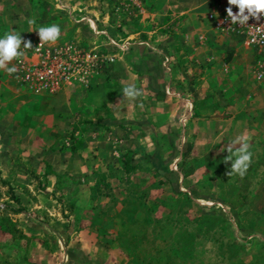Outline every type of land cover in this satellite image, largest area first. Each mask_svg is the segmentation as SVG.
<instances>
[{
    "label": "crops",
    "instance_id": "1",
    "mask_svg": "<svg viewBox=\"0 0 264 264\" xmlns=\"http://www.w3.org/2000/svg\"><path fill=\"white\" fill-rule=\"evenodd\" d=\"M228 5L223 0H0L4 32L25 41L38 36L39 27L56 24L61 29L56 42L73 40L101 50H113L109 40L127 45L118 51L110 76L95 74L87 88L65 87L44 99L20 84V90L12 89L13 98L4 93L26 109L13 119L0 109V178L16 184L20 163L31 167L37 182L28 185L30 190L13 188L11 199H5L17 214V227L34 245L26 253L24 248V256L9 254L10 236L1 227L0 264H104L98 226L83 214L92 207L94 185L102 177L126 175L127 165L132 176L141 167L161 171L201 132L200 73L219 64L221 49H227L208 14L225 15ZM235 56L234 48L227 63L232 68ZM5 75L10 86L15 84L4 70ZM128 84L144 95L125 98L121 90ZM253 129L256 125L241 132L247 136ZM204 132L209 143L216 136L212 128ZM254 189L247 196L236 193L241 195V222L253 227L248 217L253 214L264 228V176ZM23 213L30 214L28 220ZM8 219L7 207L1 221Z\"/></svg>",
    "mask_w": 264,
    "mask_h": 264
},
{
    "label": "rangeland",
    "instance_id": "2",
    "mask_svg": "<svg viewBox=\"0 0 264 264\" xmlns=\"http://www.w3.org/2000/svg\"><path fill=\"white\" fill-rule=\"evenodd\" d=\"M223 1L228 3V0ZM227 7L235 10L238 6ZM221 35V41L227 49H221L224 54L219 64L200 73L197 108L201 132L197 137L196 133L193 134L191 141L189 138L183 157H178L161 171L159 167L150 170L141 167L136 174L132 173L133 176L129 175L131 167L123 166L127 174L121 172L118 178L107 179L98 187L99 193L92 199V207L83 213L87 218L95 215L103 218L107 215L103 225L97 227L100 246L107 255L102 263L237 264L234 261L237 257L246 264L264 263V245L253 239H264V228L257 225L253 214L248 217L254 219V226H243V214L239 212V198L243 192L245 196L247 192L251 194L260 182V176H264V86L255 81L253 75L251 59L256 54L255 49H247L241 36ZM39 38V35L31 36L27 41L34 42ZM234 48L235 68H232L227 63ZM228 52H231L229 58ZM9 83L12 84L11 78L4 76V70L0 69V109L7 113L6 119L11 116L13 119L23 104L15 99H6L4 93L13 98L16 93L12 89H21L15 80V84L10 86ZM57 93L36 95L35 98L44 99ZM232 115L234 119L230 123L224 120ZM255 125L257 129L247 134L252 159L246 174L243 177L235 174L229 176L227 173L231 162H224V158L229 155L227 146L242 134L244 127ZM208 127L216 131L210 143L204 132L206 129L208 131ZM193 137L196 139L194 144ZM238 147L239 144L233 145V149ZM15 167L22 173L19 175L20 180L15 179L16 184L0 178V229L2 227L9 233V254L24 256V248L26 253V249L34 243L30 236L24 235L17 227V214L14 215V209L9 207L5 199H11L13 188H28L30 183L37 182V178L31 167L20 163ZM146 198L150 200V205ZM231 201L232 205L237 204L238 207L231 206ZM137 206L140 211L135 212L133 217L131 212L130 218L120 212L124 208L132 211ZM7 207L9 219L7 222L1 221L5 218ZM75 212L73 219L78 223L81 214L78 210ZM29 215L23 213L22 217L28 220ZM229 256H234L233 260L229 261ZM254 256L260 258L259 263Z\"/></svg>",
    "mask_w": 264,
    "mask_h": 264
},
{
    "label": "built area",
    "instance_id": "3",
    "mask_svg": "<svg viewBox=\"0 0 264 264\" xmlns=\"http://www.w3.org/2000/svg\"><path fill=\"white\" fill-rule=\"evenodd\" d=\"M208 19L218 32L237 34L247 48L255 49L253 75L255 81L264 86V13L259 20L250 17L244 25L232 24L227 14L211 12ZM109 41L113 50L84 46L73 40L40 44V39H37L31 48L24 49L21 45V50L28 51V54L12 60L11 67L15 66L17 71L11 76L34 96L52 95L68 86L87 88L95 74L110 72L118 51L127 50L125 43Z\"/></svg>",
    "mask_w": 264,
    "mask_h": 264
},
{
    "label": "clouds",
    "instance_id": "4",
    "mask_svg": "<svg viewBox=\"0 0 264 264\" xmlns=\"http://www.w3.org/2000/svg\"><path fill=\"white\" fill-rule=\"evenodd\" d=\"M228 2L230 5L238 6L239 9L238 13H234L232 7L227 8V16L231 19L232 24L239 23L244 25L250 17H255L259 20L261 13H264V0H228ZM29 23H32V21H29ZM37 30L41 41L40 44L45 42L55 43L61 35V29L56 24L42 26ZM22 44L24 49L32 47L30 40L25 41L17 33L5 32L0 37V69L5 70L9 75L16 72L17 69L15 66L8 67V63L13 59H20L25 56V52L21 50ZM121 91L123 96L129 100H136L144 95L143 90L135 84H128ZM236 144H239L240 147L233 149V145ZM249 148V138L244 134L237 136L227 146L229 155L224 158V162L226 164L231 162L230 170L227 173L229 176L235 174L243 177L246 174L252 159V152Z\"/></svg>",
    "mask_w": 264,
    "mask_h": 264
},
{
    "label": "trees",
    "instance_id": "5",
    "mask_svg": "<svg viewBox=\"0 0 264 264\" xmlns=\"http://www.w3.org/2000/svg\"><path fill=\"white\" fill-rule=\"evenodd\" d=\"M5 31V28H4V25H1L0 24V32H1V37L4 35V32ZM110 73V72H109ZM108 73V75L110 76V74ZM108 75H106V76H108ZM108 76V77H109ZM107 181V177H102L100 180H98L96 183H95V185H94V188H93V193H92V199L94 198L95 199V197H96V194L97 193H99V190H97L98 189V187H100L103 183H105ZM14 197V196H13ZM139 197V196H138ZM147 197V196H146ZM148 198V197H147ZM146 198V202H148V205H150V203H149V201L150 200H148ZM93 207H95V206H93ZM100 208V207H99ZM131 208V207H130ZM96 209H98V208H96ZM127 209H129V208H127ZM127 209H122V210H120V212H122L124 215H127L129 218H130V215H129V212H131L132 213V216L131 217H133V215L135 214V212H137V211H140V208L137 206V207H135L134 208V210L132 209V211H130V209H129V211H127ZM104 212V214H106V212L105 211H103ZM135 217V216H134ZM104 218H107V215H105L103 218H100L98 215H95V216H92V218H90L91 220H92V222H94V224H96L97 226H102L103 225V220H104ZM253 239H255L256 241H260V243H262L263 245H264V239L263 238H260V237H254ZM233 257L234 256H229L228 258L230 259L229 261H231V260H233ZM254 258L256 259V260H258V262L257 263H259V260H260V258L259 257H257V256H254ZM253 258V259H254ZM234 261H236L237 262V264H246V262H244L243 261V259H241V258H234ZM249 263V262H248ZM250 264H255L254 262H250ZM260 264V263H259ZM264 264V263H263Z\"/></svg>",
    "mask_w": 264,
    "mask_h": 264
}]
</instances>
